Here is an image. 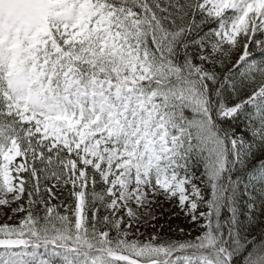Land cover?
<instances>
[{
  "label": "snow or ice",
  "instance_id": "snow-or-ice-1",
  "mask_svg": "<svg viewBox=\"0 0 264 264\" xmlns=\"http://www.w3.org/2000/svg\"><path fill=\"white\" fill-rule=\"evenodd\" d=\"M0 264H264V0H0Z\"/></svg>",
  "mask_w": 264,
  "mask_h": 264
}]
</instances>
